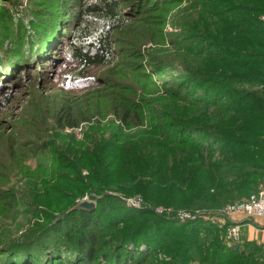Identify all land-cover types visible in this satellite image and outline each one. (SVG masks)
<instances>
[{
    "label": "rangeland",
    "instance_id": "obj_1",
    "mask_svg": "<svg viewBox=\"0 0 264 264\" xmlns=\"http://www.w3.org/2000/svg\"><path fill=\"white\" fill-rule=\"evenodd\" d=\"M67 1L0 0V53L7 48L3 35L9 36L12 32L11 38H25L37 17L30 18L31 23L25 29H15L13 21L29 22L26 19L39 6L45 8L44 16H59L63 12L58 6H65ZM112 1L117 4V14L124 21L122 25L114 26L104 14L84 15L82 12V17L75 24L63 30L66 42L59 47L51 63L39 62L28 70H19L15 79L11 75L10 80L5 77L0 80V98L3 94L10 97L2 102L0 108L1 264H7L6 260L35 237L37 225L44 220L39 216L41 207L48 212L55 211L50 212L53 216L62 210L79 211L75 207L87 201L92 202L94 208L104 201L133 210L146 208L154 211L159 207L161 214L176 219L177 213L189 212L195 218L187 220L213 224L220 230L222 244L232 249H235L232 247L234 244L246 242L241 228L244 221L264 220L252 216L245 218L239 214L226 218L221 213L226 206L245 200L222 207H206L202 205V199L195 203L193 201L197 199L189 197L185 188H180L175 198L169 197L170 203L182 202L183 207H180L174 206V203H159L157 198L145 200L138 191L140 188L144 193L154 191L146 193L148 195H155L164 189L172 191V184L166 187L154 177L146 181L144 175L151 167L152 158L163 159L165 165L173 158L178 165L173 152L167 150L171 155H165L166 152L157 143L160 136L156 133L160 134L161 124L163 128L167 122L171 125L173 122L193 121L191 117L204 116L208 117L206 127H210L213 133L222 135L225 130L237 138L242 137L240 130L243 124L239 120L234 124L233 119L236 118L226 117L221 112L209 115L212 110L209 108L198 112L194 109L187 111L184 102L172 98L166 87L173 85V89L179 92L182 85L180 75L200 73L206 68L208 59L220 57V48L210 55L202 45L203 40L212 41L217 37L216 41L224 42L222 48L230 51L229 54L245 52L247 41L237 34L236 25L246 13L228 7L247 8L257 4L250 0ZM259 17L264 21V14ZM9 25V31L2 32V27ZM105 31L108 32L110 45L104 64L85 66L74 60L71 46L90 50L93 54L99 37ZM214 44L209 46L213 49ZM236 88L245 94L255 90L248 82L238 83ZM123 109L131 113L138 111L142 125L132 127L122 124L116 115ZM161 114L164 116L161 117ZM107 137L113 145L111 154L104 156L103 140ZM140 157L142 168L136 161ZM220 158V154L216 153L209 161L216 163ZM106 161H111V166L108 173L104 170L106 177L103 178L102 164ZM67 163H71L70 169L58 167ZM77 177L89 180L90 184L80 197L74 196L71 202L65 199L67 203H64L59 192L60 200L56 193L49 195L54 186H60L64 190L62 192L68 194L82 190ZM195 178L198 179L197 176ZM257 189L253 193L264 190V187ZM136 199L141 206L134 208L131 203L136 204ZM43 200L50 204L45 205ZM234 222L238 223L240 234L238 240L230 243L226 234ZM262 241L261 244H264V239ZM262 253L264 256V251ZM167 262L169 257L159 253L145 264ZM191 264L199 263L193 261Z\"/></svg>",
    "mask_w": 264,
    "mask_h": 264
},
{
    "label": "trees",
    "instance_id": "obj_2",
    "mask_svg": "<svg viewBox=\"0 0 264 264\" xmlns=\"http://www.w3.org/2000/svg\"><path fill=\"white\" fill-rule=\"evenodd\" d=\"M250 1L257 6L228 7L246 13L236 25L237 34L247 41L246 51L242 54H229L230 51L222 48L224 42L216 41L217 37L212 38V41L203 40L202 45L210 55L220 48V57L208 59L206 68L200 73L180 75L182 85L179 92L174 90L173 85L166 87L172 98L184 102L187 111L194 109L198 112L209 108L212 109L209 115L221 112L226 117L236 118L233 119L234 124L235 121L243 124L240 130L242 137L237 138L225 130L222 135L213 133L210 127H206L208 117L204 116L191 117L193 121L173 122L171 125L167 122L163 128L161 124L160 134L156 133L160 136L157 143L162 146L160 148L166 152L165 155L170 154L167 150L173 152L178 165L173 158L167 165L161 158H152L151 167L144 175L146 181L154 177L166 184V187L172 184V191L164 189L155 195H148L146 193L152 194L154 191L144 193L140 188L138 191L143 199L150 201L153 198L158 199L159 203H174V206L183 207L178 200L177 203H170L169 197L175 198V193L185 188L189 197L197 199L193 202L202 199V205L217 207L246 200L250 193L264 187V21L259 17L264 14V0ZM39 7L26 19L37 17L32 23L30 20L25 24L22 23L24 20L12 22L15 29H25L31 23L32 27L29 33L26 32L25 38H11L12 32L9 36L3 35L7 48L0 53L1 81L4 77L10 80L11 75L15 79L19 70H28L39 62L51 63L59 47L66 42L63 30L75 24L82 17V12L84 15L104 14L116 27L124 23L117 14L116 2L112 0H68L65 6H58L63 12L59 16H44L45 8ZM2 28V32H8L10 25ZM213 42L215 48L212 49L209 44ZM109 45L110 38L105 31L99 37L93 54H90V50L71 46V55L82 65L100 66L108 55ZM244 82L254 86L255 90L246 94L237 90L238 83ZM9 98L3 94L0 108L2 102ZM139 114L138 111L131 113L123 109L116 116L125 126L134 127L142 125L143 120ZM103 144L104 156L111 154L113 142L110 138H105ZM216 153L222 158L211 164L209 159ZM186 156V159L183 158ZM136 161L139 167H144L141 157ZM110 162L102 164L103 178L106 177L104 170L109 172ZM70 165L60 164L58 167L70 169ZM77 183L83 187L82 190L68 194L62 192L64 190L60 186H54L49 195L56 193L58 200L62 197L64 203L71 202L74 196L83 195L90 185L89 180L82 177H77ZM42 202L47 206L50 204L45 200ZM39 212L44 220L37 225L35 237L27 241L29 244L20 247L11 259L6 260V257L5 263L145 264L150 258L163 253L169 257L167 264H191L193 261L199 264H264L261 246L253 242H242L238 243V249H232L222 244L219 229L203 221H179L174 216L156 214L146 208L133 210L125 205L118 206L105 201L97 204L93 210L68 209L53 216L50 212L55 211L48 212L41 207Z\"/></svg>",
    "mask_w": 264,
    "mask_h": 264
},
{
    "label": "built area",
    "instance_id": "obj_3",
    "mask_svg": "<svg viewBox=\"0 0 264 264\" xmlns=\"http://www.w3.org/2000/svg\"><path fill=\"white\" fill-rule=\"evenodd\" d=\"M135 202L136 204L131 203L134 208L141 206L139 204V199H136ZM154 212L156 214H161L162 209L159 207L155 208ZM221 213L226 218H231L234 214H239L243 215L245 218H250L252 216L264 219V190L249 194V197L242 203L226 206ZM177 214V218L181 221H185L189 218H195L192 217V214L189 212ZM239 234L238 223L234 222L226 234V240L230 243L234 242V240L239 239Z\"/></svg>",
    "mask_w": 264,
    "mask_h": 264
},
{
    "label": "crops",
    "instance_id": "obj_4",
    "mask_svg": "<svg viewBox=\"0 0 264 264\" xmlns=\"http://www.w3.org/2000/svg\"><path fill=\"white\" fill-rule=\"evenodd\" d=\"M261 221L263 222L254 219L250 220V222L244 221V223L241 224V228L243 229L242 238H244L246 242H255L257 245L261 246L262 251H264V244H261L264 239V233H262L264 232V220Z\"/></svg>",
    "mask_w": 264,
    "mask_h": 264
},
{
    "label": "water",
    "instance_id": "obj_5",
    "mask_svg": "<svg viewBox=\"0 0 264 264\" xmlns=\"http://www.w3.org/2000/svg\"><path fill=\"white\" fill-rule=\"evenodd\" d=\"M93 208H94V204L90 201L82 202L77 207H75V209L83 210V211L92 210ZM232 247L237 249L238 245L234 244V246H232Z\"/></svg>",
    "mask_w": 264,
    "mask_h": 264
}]
</instances>
